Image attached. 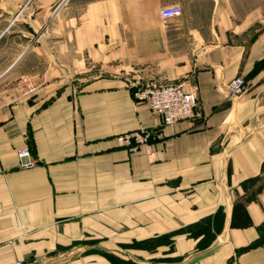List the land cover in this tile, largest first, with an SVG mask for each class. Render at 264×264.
<instances>
[{"label":"crops","instance_id":"crops-1","mask_svg":"<svg viewBox=\"0 0 264 264\" xmlns=\"http://www.w3.org/2000/svg\"><path fill=\"white\" fill-rule=\"evenodd\" d=\"M148 83L195 91V116L162 126ZM140 128L149 150L118 140ZM110 256L264 264V0H0V264Z\"/></svg>","mask_w":264,"mask_h":264},{"label":"built area","instance_id":"built-area-1","mask_svg":"<svg viewBox=\"0 0 264 264\" xmlns=\"http://www.w3.org/2000/svg\"><path fill=\"white\" fill-rule=\"evenodd\" d=\"M181 13L179 6L173 5L160 10L159 16L162 22L175 18ZM19 91L24 96H32L36 86L29 76H24L19 82ZM244 89V80L241 77L234 78L229 84V95L237 96ZM135 98L138 103L147 105L150 111L159 118L162 126H173L174 124L191 119L195 116L197 105V94L195 91H186L180 84L158 85L148 83L137 87ZM118 140L128 146L150 149L152 143V132L145 128L125 133ZM18 159L21 168H31L36 162L28 148L18 151Z\"/></svg>","mask_w":264,"mask_h":264},{"label":"trees","instance_id":"trees-1","mask_svg":"<svg viewBox=\"0 0 264 264\" xmlns=\"http://www.w3.org/2000/svg\"><path fill=\"white\" fill-rule=\"evenodd\" d=\"M161 240L163 239H153L145 244H137V245H143V246H147V247H144L146 249H154L155 247H157L158 245H160L161 243H163ZM208 244L206 243L205 245L203 244H198V248H204L206 247ZM110 259L113 260L116 264H137L136 262H133L131 260H128V261H122L120 259H117V258H114V257H111L110 256Z\"/></svg>","mask_w":264,"mask_h":264},{"label":"rangeland","instance_id":"rangeland-1","mask_svg":"<svg viewBox=\"0 0 264 264\" xmlns=\"http://www.w3.org/2000/svg\"><path fill=\"white\" fill-rule=\"evenodd\" d=\"M162 242H165V240H161ZM127 248H144V247H147V246H143V245H133V246H126ZM122 261H126L124 259H121Z\"/></svg>","mask_w":264,"mask_h":264}]
</instances>
